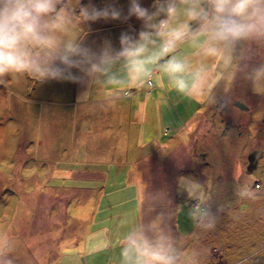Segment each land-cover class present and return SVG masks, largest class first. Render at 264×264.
Masks as SVG:
<instances>
[{"label":"rangeland","instance_id":"rangeland-1","mask_svg":"<svg viewBox=\"0 0 264 264\" xmlns=\"http://www.w3.org/2000/svg\"><path fill=\"white\" fill-rule=\"evenodd\" d=\"M67 2L69 34L97 57L142 30L124 19L130 0ZM81 3L122 15L88 22ZM175 3L172 26L195 29ZM162 39L140 63L116 58L76 82L0 80V264H155L146 250L264 264V43L208 55L189 36L171 72L153 59Z\"/></svg>","mask_w":264,"mask_h":264},{"label":"clouds","instance_id":"clouds-1","mask_svg":"<svg viewBox=\"0 0 264 264\" xmlns=\"http://www.w3.org/2000/svg\"><path fill=\"white\" fill-rule=\"evenodd\" d=\"M184 14L197 25L185 23L173 27L179 14L175 0H154L153 9L141 6L139 0H130L125 20L135 17L142 21L138 37L121 35V48L114 52L105 47L97 57L69 34L71 21L67 0H0V80L30 74L42 80L76 82L82 79L77 73L91 75L116 58L140 63L141 58L163 38L153 52V59L163 61L171 72L180 71L183 65L171 55L178 41L186 37L206 38L205 52L215 55L229 50L241 42L264 43V0H182ZM73 14L88 22L100 19L116 20L121 11L114 7L97 9L91 4H78ZM257 80L264 79V65L254 70ZM184 91L183 81L178 82ZM188 183L197 185L193 179ZM214 225H208L213 227ZM144 254L155 264H171L159 252L146 250Z\"/></svg>","mask_w":264,"mask_h":264},{"label":"water","instance_id":"water-1","mask_svg":"<svg viewBox=\"0 0 264 264\" xmlns=\"http://www.w3.org/2000/svg\"><path fill=\"white\" fill-rule=\"evenodd\" d=\"M234 105L237 106V107H239L240 109L245 108L243 105H241V104L238 103V102L234 103Z\"/></svg>","mask_w":264,"mask_h":264},{"label":"bare ground","instance_id":"bare-ground-1","mask_svg":"<svg viewBox=\"0 0 264 264\" xmlns=\"http://www.w3.org/2000/svg\"><path fill=\"white\" fill-rule=\"evenodd\" d=\"M240 132H238V134H239Z\"/></svg>","mask_w":264,"mask_h":264}]
</instances>
